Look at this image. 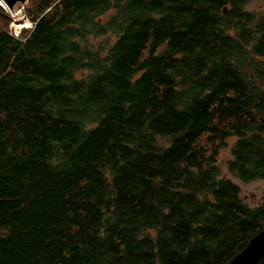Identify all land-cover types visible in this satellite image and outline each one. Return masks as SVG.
Listing matches in <instances>:
<instances>
[{"label": "trees", "instance_id": "trees-1", "mask_svg": "<svg viewBox=\"0 0 264 264\" xmlns=\"http://www.w3.org/2000/svg\"><path fill=\"white\" fill-rule=\"evenodd\" d=\"M28 2L18 36L0 4V264H226L264 226L219 165L235 138L264 179V15Z\"/></svg>", "mask_w": 264, "mask_h": 264}, {"label": "rangeland", "instance_id": "rangeland-1", "mask_svg": "<svg viewBox=\"0 0 264 264\" xmlns=\"http://www.w3.org/2000/svg\"><path fill=\"white\" fill-rule=\"evenodd\" d=\"M28 1H26V3L24 4L20 2L17 3L14 7L15 8L14 12L9 11V9H6L4 7L5 14L8 15L7 19L9 20L10 17V22H5V24L8 23L7 26L8 31L13 33L15 36L21 34V30H22V29L21 30L17 29L15 27L29 28L33 26L32 21L26 15V9L29 6ZM246 9L252 11L253 13H256L259 16L264 15V0H248ZM21 19L30 20L31 24L29 23V25L15 26L14 25L15 21ZM99 40H101V38H97L95 42H98ZM84 74H87V72H85ZM234 141L235 138H230L228 140V146L223 147L220 150L219 165L221 167L222 174L226 177L231 178L234 182H236L240 186L241 195L243 196L244 200L248 202V204H250L251 206H256L260 204L264 199V179L260 178L251 181H243L240 178L231 174L225 163V160L231 157V149L233 147Z\"/></svg>", "mask_w": 264, "mask_h": 264}, {"label": "water", "instance_id": "water-1", "mask_svg": "<svg viewBox=\"0 0 264 264\" xmlns=\"http://www.w3.org/2000/svg\"><path fill=\"white\" fill-rule=\"evenodd\" d=\"M26 1L28 0H0V4L4 3L11 10L17 3H26ZM263 257L264 226L250 238L244 249L236 253L226 264H258Z\"/></svg>", "mask_w": 264, "mask_h": 264}, {"label": "bare ground", "instance_id": "bare-ground-1", "mask_svg": "<svg viewBox=\"0 0 264 264\" xmlns=\"http://www.w3.org/2000/svg\"><path fill=\"white\" fill-rule=\"evenodd\" d=\"M2 2V1H1ZM192 7V6H191ZM14 10H15V8L14 9H11V11H13L14 12ZM185 14V13H184ZM179 15V14H178ZM181 19V18H180ZM29 23H30V20H27V19H21V20H16L15 21V23H14V25L15 26H20V25H29ZM171 23V22H170ZM176 23H178V22H176ZM31 24V23H30ZM182 25V24H181ZM15 28H17V29H23L24 27H21V28H18V27H15ZM117 34V33H116ZM225 57V56H224ZM209 58V57H208ZM217 59V58H216ZM215 59V60H216ZM207 60V59H206ZM224 61V60H223ZM221 62V61H220ZM219 62V63H220ZM136 63V62H135ZM158 63V62H157ZM207 64V63H206ZM214 64V63H213ZM219 65V64H218ZM147 67V66H146ZM151 67V66H150ZM210 67V66H209ZM211 68V67H210ZM219 70V69H218ZM136 72V71H135ZM220 73V72H219ZM157 74V73H156ZM201 74V73H200ZM158 75V74H157ZM191 76V75H190ZM231 78V77H230ZM212 79V78H211ZM222 82V81H221ZM205 86V85H204ZM197 87V86H196ZM207 87V86H206ZM216 89V88H215ZM201 90V89H200ZM203 90V89H202ZM232 96V95H231ZM216 97V96H215ZM160 110V109H159ZM147 111V110H146ZM158 112V111H157ZM130 114V113H129ZM147 114H149V113H147ZM123 120V119H122ZM198 147V146H197ZM198 157V156H197ZM200 157V156H199Z\"/></svg>", "mask_w": 264, "mask_h": 264}]
</instances>
